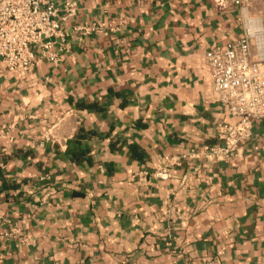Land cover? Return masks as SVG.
Wrapping results in <instances>:
<instances>
[{
    "label": "crops",
    "instance_id": "1",
    "mask_svg": "<svg viewBox=\"0 0 264 264\" xmlns=\"http://www.w3.org/2000/svg\"><path fill=\"white\" fill-rule=\"evenodd\" d=\"M64 29L60 62L0 65V264H264V122L230 161L173 164L234 120L204 56L239 12L75 0Z\"/></svg>",
    "mask_w": 264,
    "mask_h": 264
},
{
    "label": "built area",
    "instance_id": "2",
    "mask_svg": "<svg viewBox=\"0 0 264 264\" xmlns=\"http://www.w3.org/2000/svg\"><path fill=\"white\" fill-rule=\"evenodd\" d=\"M212 3L220 11L237 10L242 21L240 37L213 46L204 56L219 103L234 120L216 125L219 144L193 148L174 157L173 164L188 157L230 161L252 138L253 121L264 122V0ZM74 10L75 0H0V65L5 73L25 78L39 58L60 62L66 49L64 24ZM101 29L102 25L77 28L84 34ZM155 176L166 179L168 170Z\"/></svg>",
    "mask_w": 264,
    "mask_h": 264
}]
</instances>
